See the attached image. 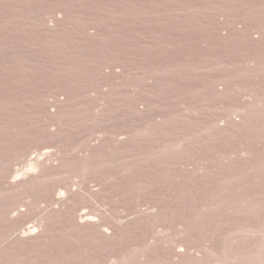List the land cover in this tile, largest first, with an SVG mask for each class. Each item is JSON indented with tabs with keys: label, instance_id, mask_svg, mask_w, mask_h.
<instances>
[{
	"label": "rangeland",
	"instance_id": "rangeland-1",
	"mask_svg": "<svg viewBox=\"0 0 264 264\" xmlns=\"http://www.w3.org/2000/svg\"><path fill=\"white\" fill-rule=\"evenodd\" d=\"M0 264H264V0H0Z\"/></svg>",
	"mask_w": 264,
	"mask_h": 264
}]
</instances>
